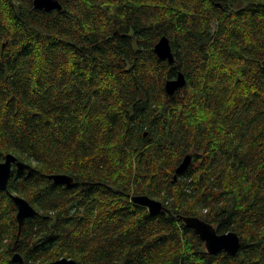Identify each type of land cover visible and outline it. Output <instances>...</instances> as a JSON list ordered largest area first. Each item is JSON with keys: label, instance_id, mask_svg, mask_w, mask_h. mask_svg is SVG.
Returning <instances> with one entry per match:
<instances>
[{"label": "trees", "instance_id": "obj_1", "mask_svg": "<svg viewBox=\"0 0 264 264\" xmlns=\"http://www.w3.org/2000/svg\"><path fill=\"white\" fill-rule=\"evenodd\" d=\"M57 1L0 0V162L28 166L0 190V264H264V0Z\"/></svg>", "mask_w": 264, "mask_h": 264}, {"label": "water", "instance_id": "obj_2", "mask_svg": "<svg viewBox=\"0 0 264 264\" xmlns=\"http://www.w3.org/2000/svg\"><path fill=\"white\" fill-rule=\"evenodd\" d=\"M34 7L39 10H61L62 7L57 0H34ZM155 51L159 58L162 60H169L170 64L174 63V57L171 49L170 42L167 38L161 39L157 44ZM186 85V80L183 74H180L178 78L168 81L166 84V91L169 96H174L176 92L181 91ZM191 163V157L187 156L180 167L177 169V173H184ZM20 169L28 168L24 163H17V158L14 155H8L6 160L0 162V190H7L8 182L11 177L13 165ZM52 179L57 184H71L73 180L66 175H53ZM134 200L150 209L153 214H160L163 211V205L160 201L149 198L148 196H138ZM18 214L17 219L20 225L30 217L35 216L36 210L25 199L21 197H14ZM183 221L188 227L193 228L205 242L206 248L209 253L217 254L222 251H226L230 255H235L241 245V239L234 232H226L219 234L217 229L210 223L201 220L198 217H183ZM14 260L20 264H23V259L17 254ZM45 264H78L75 260L62 258L53 262Z\"/></svg>", "mask_w": 264, "mask_h": 264}, {"label": "bare ground", "instance_id": "obj_3", "mask_svg": "<svg viewBox=\"0 0 264 264\" xmlns=\"http://www.w3.org/2000/svg\"><path fill=\"white\" fill-rule=\"evenodd\" d=\"M223 252V251H222ZM226 252V251H225ZM220 253V252H219Z\"/></svg>", "mask_w": 264, "mask_h": 264}]
</instances>
